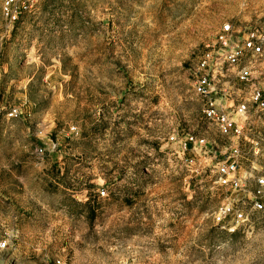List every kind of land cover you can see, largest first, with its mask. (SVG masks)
Returning <instances> with one entry per match:
<instances>
[{"label":"rangeland","instance_id":"1","mask_svg":"<svg viewBox=\"0 0 264 264\" xmlns=\"http://www.w3.org/2000/svg\"><path fill=\"white\" fill-rule=\"evenodd\" d=\"M5 2L0 264H264V215L235 233L215 223V150L169 141L229 145L194 73L226 24L264 28V0H17L14 24ZM232 143L264 174V114Z\"/></svg>","mask_w":264,"mask_h":264},{"label":"built area","instance_id":"2","mask_svg":"<svg viewBox=\"0 0 264 264\" xmlns=\"http://www.w3.org/2000/svg\"><path fill=\"white\" fill-rule=\"evenodd\" d=\"M28 8L25 4L18 6L17 0H6L3 14L14 24ZM193 92L204 120L229 145L218 146L195 133L181 139L173 135L169 141L177 142L183 154L207 150L209 145L215 150L213 172L223 201L214 220L222 230L235 233L264 215V174L246 169L241 145L232 143V139H240L250 113L264 114V28L240 30L232 24L223 26L198 61ZM7 117L16 119L19 112L13 110ZM100 194L106 195L105 191ZM7 244L4 240L0 248Z\"/></svg>","mask_w":264,"mask_h":264}]
</instances>
